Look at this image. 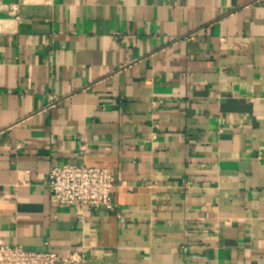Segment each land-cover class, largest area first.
<instances>
[{
    "label": "crops",
    "instance_id": "crops-1",
    "mask_svg": "<svg viewBox=\"0 0 264 264\" xmlns=\"http://www.w3.org/2000/svg\"><path fill=\"white\" fill-rule=\"evenodd\" d=\"M82 162L114 209L53 204ZM1 242L264 264V0H0Z\"/></svg>",
    "mask_w": 264,
    "mask_h": 264
},
{
    "label": "built area",
    "instance_id": "built-area-1",
    "mask_svg": "<svg viewBox=\"0 0 264 264\" xmlns=\"http://www.w3.org/2000/svg\"><path fill=\"white\" fill-rule=\"evenodd\" d=\"M163 105L162 100L155 102ZM86 147L81 148L82 152ZM116 178L106 167L63 163L53 166L46 178L44 186L51 193L56 206L72 207L82 213L85 209H114L112 191ZM85 253L76 252L62 255L56 250L45 248L31 250L21 245L0 243V264H86Z\"/></svg>",
    "mask_w": 264,
    "mask_h": 264
}]
</instances>
